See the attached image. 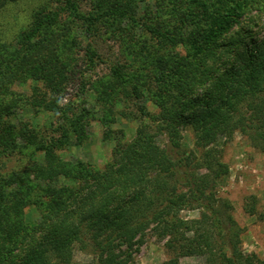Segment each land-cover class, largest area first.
Segmentation results:
<instances>
[{"label": "trees", "instance_id": "1", "mask_svg": "<svg viewBox=\"0 0 264 264\" xmlns=\"http://www.w3.org/2000/svg\"><path fill=\"white\" fill-rule=\"evenodd\" d=\"M17 1L0 0V10ZM91 1L86 13L76 0H64L61 10L76 26L42 8L16 45L0 33V264H137L135 254L150 234L166 240L162 264L190 256L203 257L199 264H264L243 250L232 204L218 196L230 169L212 147L240 131L264 152V0H168L169 10L160 2L165 18L154 16L152 36L137 43L128 38L143 25L138 0ZM100 24L122 39L123 55L109 75L88 82L99 100L106 106L149 93L158 109L146 115L154 128L145 121L134 139L119 141L104 168L59 154L80 123L64 128L63 138L40 141L36 128L11 120L13 102L62 111L76 49L87 41L91 71L100 59L91 42ZM21 80L42 86L7 101ZM182 128L195 132L199 155L181 151ZM162 133L169 147L159 144ZM17 152L23 170L3 175L2 158ZM32 207L40 213L35 223L26 220ZM185 210L200 214L184 218ZM248 211L256 214L255 207ZM76 249L92 260L76 261Z\"/></svg>", "mask_w": 264, "mask_h": 264}, {"label": "rangeland", "instance_id": "2", "mask_svg": "<svg viewBox=\"0 0 264 264\" xmlns=\"http://www.w3.org/2000/svg\"><path fill=\"white\" fill-rule=\"evenodd\" d=\"M83 12L93 10L94 5L91 0H76ZM64 0H18L7 5L0 10V33L5 41L12 45L18 43L17 36L21 30L32 20V15L36 10L50 8L60 12V17L65 22L71 21L72 24L78 20L69 16V13L61 10L64 7ZM119 2L123 6L122 0H109L112 3ZM144 15L143 25L135 28V38H128L134 43L139 40H146V36H152L153 27L150 26L153 17L165 18L163 13L158 12V5L163 2L170 9L168 0H138L137 1ZM122 8H110L116 11ZM101 29L97 35L91 39L92 46L98 52L100 59L97 61L95 69L87 66L86 48L87 41L81 48L75 51L77 67L71 74V80L65 91L64 98L61 100L60 107L66 111L67 116L57 108L49 110L42 105L15 104V112L12 121L18 126L21 122L30 124L31 129L39 131L38 139L47 141L56 138H63V129L69 128L71 124L80 123L78 130L71 135L65 148L59 150V154L67 161H83L96 168H104L113 158V153L119 141H131L137 134V129L145 121L154 128V122L146 117L147 112L158 111L153 97L145 93L140 100H120L114 104L106 103L103 105L98 98L97 89L88 82L106 77L111 73L113 66L122 59V39L105 33V29L100 24ZM76 28V27H74ZM142 35V36H141ZM41 82L34 80L16 81L10 89L7 101H13L22 94H31L33 87L40 90ZM85 88V89H84ZM84 89V90H83ZM40 96H35L34 99ZM24 105V106H23ZM79 116L80 122L75 121ZM147 119V120H146ZM86 124V125H85ZM69 126V127H67ZM72 129V128H71ZM81 132V135L78 133ZM68 140L67 138H64ZM38 140V144L41 142ZM181 151H193L197 155L200 151L196 144V135L191 128L181 129ZM21 143L24 140L19 139ZM158 142L162 147H169L170 142L166 134L158 136ZM212 147L220 151L223 162L227 163L230 169L226 180L218 190V196L227 198L232 204V215L242 228L241 240L242 248L246 253L257 254L264 259V220L260 219L259 214L264 211V152L252 145L250 139L241 133L235 132L232 137L221 136ZM33 149L31 147L30 151ZM42 154V153H40ZM40 159L42 158L41 155ZM3 157L1 172L7 175L11 172L23 170L24 159L18 152L11 158ZM25 171V170H24ZM205 170H201L204 172ZM63 182L60 178L59 184ZM256 214H251L248 210L254 208ZM26 220L35 223L40 219L39 211L32 207L26 209ZM198 210H185L182 212L184 218H197ZM166 240H159L154 235H149L147 242L141 246L139 252L135 254L137 264H162L168 258L165 248ZM74 259L78 262L92 260L91 253L76 249ZM204 262L200 256L183 257L180 264H199Z\"/></svg>", "mask_w": 264, "mask_h": 264}]
</instances>
